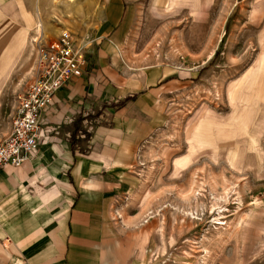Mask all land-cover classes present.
Listing matches in <instances>:
<instances>
[{
    "label": "rangeland",
    "instance_id": "374dc122",
    "mask_svg": "<svg viewBox=\"0 0 264 264\" xmlns=\"http://www.w3.org/2000/svg\"><path fill=\"white\" fill-rule=\"evenodd\" d=\"M30 18L33 53L1 91L0 141L11 130L16 96L35 79L40 47L64 29L89 48L116 41V58L129 70L158 67L179 79L131 168L133 191L117 205L120 221L137 235V264H264V75L258 93L243 79L263 49L264 0H211L197 11L159 10L154 0H0L5 39L13 23ZM240 93L247 99L233 106L230 95ZM201 125L212 140L222 133L234 144L218 159L208 151L191 157L188 131ZM232 148L253 157L257 169L233 166Z\"/></svg>",
    "mask_w": 264,
    "mask_h": 264
},
{
    "label": "crops",
    "instance_id": "0c3cea01",
    "mask_svg": "<svg viewBox=\"0 0 264 264\" xmlns=\"http://www.w3.org/2000/svg\"><path fill=\"white\" fill-rule=\"evenodd\" d=\"M100 40L90 68L43 112L37 152L0 169V264H137V235L117 205L179 79L158 67L131 71L116 41Z\"/></svg>",
    "mask_w": 264,
    "mask_h": 264
},
{
    "label": "built area",
    "instance_id": "2783aa9c",
    "mask_svg": "<svg viewBox=\"0 0 264 264\" xmlns=\"http://www.w3.org/2000/svg\"><path fill=\"white\" fill-rule=\"evenodd\" d=\"M89 45L64 29L57 40L39 48L35 79L16 96L11 130L0 141V169L20 166L37 152L47 136L42 114L59 89L90 68Z\"/></svg>",
    "mask_w": 264,
    "mask_h": 264
},
{
    "label": "bare ground",
    "instance_id": "6f19581e",
    "mask_svg": "<svg viewBox=\"0 0 264 264\" xmlns=\"http://www.w3.org/2000/svg\"><path fill=\"white\" fill-rule=\"evenodd\" d=\"M53 1L55 3L59 2V0H53ZM71 1H73V0H71ZM210 2H211V0H154V5H155V8L159 9V10H160V8H163V10L164 9L171 10L172 8H175L178 6H180V7L181 6H189V7H191L192 11L193 10L197 11L198 6H200L201 3L206 4V3H210ZM12 22H15V21H12ZM30 23H31V25H29ZM12 26L14 28L12 30H10L12 32L10 33L9 37H7V39H5V36L0 35V94H1V91L7 82V80H9V78L11 77L13 71L16 72V70H14V69L16 68L18 63L21 61V59L23 57L29 58L31 53H33L31 51L32 48L30 49V46H32L30 34H31V30L34 29V27H35V19L30 18L28 25L22 24L21 19H20V20L16 21L15 23H13ZM38 27H41V25L38 24ZM37 30H39V29H37ZM1 32H2V30H0V33ZM34 40H36V39H34ZM260 41L263 45L262 52L258 56L255 64L252 66V68L248 71V73L243 78V79L253 80L252 86L257 87V93L259 92V88L262 87L261 79L264 75V31L260 35ZM33 48H34V46H33ZM239 97H242V99H240ZM230 98H231V100L233 102V106H234V105H237V103H242V101H245V99H247V96L240 93L239 96L232 94V95H230ZM206 130H207V127L201 125L195 131H193L192 129H190L188 131L191 157L192 156L195 157V154L198 153L199 151H201V152L202 151H208V153L210 154L212 159H218L221 155V152H222L220 150H223L226 145H233L234 143L232 140H230V139L226 138V136L222 135V133L217 134V136H218L217 140H212L211 136H209L210 133H208ZM244 150L246 151V149H244ZM252 150H255V149H252ZM227 157H228V160L231 161L233 166L238 168V170H243L246 168H251L252 170L257 169V166H258L257 162L250 161L253 157L251 158L250 156H246V157H239L238 156V148H232L231 153H229L227 155ZM175 163L177 166L183 167L182 165H184L186 163V159L176 160ZM236 163H237V165H236ZM254 216H255L254 214L253 215L251 214V216H250L251 218H250V220H248L249 222L246 224L247 227L250 225ZM235 224H237V223H235ZM239 224H241V222ZM234 227L235 226H233V229H234ZM238 230H240V228ZM230 231H232V229ZM225 232L227 233V231H225ZM223 233H224V231H223ZM228 233H227V235H228ZM222 235H225V233L221 234V236ZM217 237H215V238H217Z\"/></svg>",
    "mask_w": 264,
    "mask_h": 264
}]
</instances>
